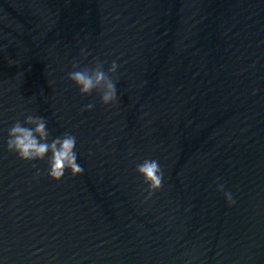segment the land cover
Instances as JSON below:
<instances>
[{
  "label": "water",
  "instance_id": "water-1",
  "mask_svg": "<svg viewBox=\"0 0 264 264\" xmlns=\"http://www.w3.org/2000/svg\"><path fill=\"white\" fill-rule=\"evenodd\" d=\"M97 59L108 105L67 78ZM27 115L81 174L7 150ZM0 264H264V0H0Z\"/></svg>",
  "mask_w": 264,
  "mask_h": 264
},
{
  "label": "clouds",
  "instance_id": "clouds-1",
  "mask_svg": "<svg viewBox=\"0 0 264 264\" xmlns=\"http://www.w3.org/2000/svg\"><path fill=\"white\" fill-rule=\"evenodd\" d=\"M81 52L82 55L88 54L83 49ZM103 65L104 62L97 59L93 61L92 67L80 68L79 61H75L72 64L74 70L67 73V78L79 88L82 95H90L95 90L100 94L101 102L108 105L117 100L116 81L112 79V74L116 73L118 64L113 60L107 71ZM93 107L94 104L89 103L82 110H91ZM23 125L20 120H16L9 127L6 140L9 152H15L20 159L26 161L44 160L47 156L48 167L45 171L54 180H60L66 169L73 176L83 172V168L77 163V154L74 151L76 137L73 134L65 132L62 136L50 138L47 120L42 116L27 115ZM135 170L147 184L148 195L145 199L162 187L163 171L157 160L144 159L135 165ZM36 174H41L39 169ZM217 190L224 194L229 205L235 203L232 193L225 191L223 184H219Z\"/></svg>",
  "mask_w": 264,
  "mask_h": 264
}]
</instances>
